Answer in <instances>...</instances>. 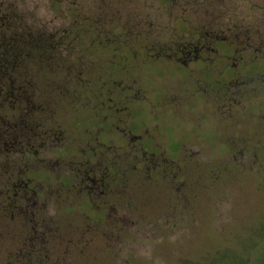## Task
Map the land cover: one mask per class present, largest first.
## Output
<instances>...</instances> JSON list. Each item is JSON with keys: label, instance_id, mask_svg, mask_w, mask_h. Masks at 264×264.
Instances as JSON below:
<instances>
[{"label": "rangeland", "instance_id": "1", "mask_svg": "<svg viewBox=\"0 0 264 264\" xmlns=\"http://www.w3.org/2000/svg\"><path fill=\"white\" fill-rule=\"evenodd\" d=\"M252 9L253 26L264 31V0H225L188 13L191 25L202 27ZM166 10L160 0H0L1 20H13L12 32L53 43L51 52L29 56L27 64L38 70L33 80L43 101L53 102L45 127L64 129L71 138L100 128L99 118L95 126L88 123L96 113L86 98L101 97L108 89L97 84L102 79L96 69L120 64L132 67L125 80L133 89L122 128L141 119L144 128L161 131L158 140L168 143L165 151L156 147L147 152L148 158L160 160L157 169L155 159L122 151L108 179L113 193L99 198L69 184L74 181L69 154L58 148L40 153L41 160L33 154L25 159L22 150L13 153V161H20H14L18 171L30 182L26 196L33 197L36 210L22 208L21 219L15 212L5 214L0 264H22L29 258L33 264L35 257L36 264H264V134H250L246 105V112L234 109L231 115L216 106L213 95L228 92V82L219 88L201 82L203 71L193 68L184 77L171 56L155 58L143 47L153 39L139 43L135 32L161 39L172 21L184 24L187 19L179 7L170 8L171 19ZM182 26L175 24V33L187 29ZM1 29L7 30L5 23ZM117 33L129 51L124 60L114 53L117 41L107 37ZM139 67L153 70L134 72ZM92 78L89 93L86 85ZM186 78L192 83H185ZM141 89L142 99L136 101ZM7 114L2 116L11 120L14 114ZM202 128L216 135L201 136ZM177 138L186 144L182 150ZM251 139L257 149L244 150L240 144ZM231 144L239 147L230 149ZM97 158H91V166L99 167ZM33 219L36 228L30 224ZM34 234L36 244L30 240Z\"/></svg>", "mask_w": 264, "mask_h": 264}, {"label": "flooded vegetation", "instance_id": "2", "mask_svg": "<svg viewBox=\"0 0 264 264\" xmlns=\"http://www.w3.org/2000/svg\"><path fill=\"white\" fill-rule=\"evenodd\" d=\"M223 1L225 0H160L162 7L168 9L166 13L169 19H171L170 8L171 12L176 7L183 10V13L187 16L184 24L182 23L183 21L174 23L172 21L171 27L167 25V30L163 33L164 37L161 39L148 38L144 30L143 32L139 30L134 35L140 44L142 40L153 39L152 44L143 43V47L156 53L157 57L155 58H160L159 56L162 55L171 56L180 65L178 69H183L184 77L191 76L188 71L193 68L192 70L203 71V80L199 77L201 82L217 84V88H219L220 84H227L228 82V92L213 95L216 106L222 109L223 114L231 115L234 109H241L246 112L247 110L244 108L246 105L248 108L247 112L250 115L247 116L251 125L250 134L254 132L264 134V31H259L253 26V9L246 11L245 16L243 13L239 17H233L228 21L222 22L221 18H219V20L214 19L211 25L202 27L191 25L194 22L193 17L188 13L191 12V8L206 9L221 4ZM259 10H256V12L261 13ZM182 16L186 18L184 15ZM175 24L183 25L182 27L187 25V29L175 33ZM118 34L121 33L116 35L108 34L107 37H109V40L117 41L114 43V53L121 55L124 60L126 53H129V51L126 50L125 44L122 43L123 41H120L121 36ZM165 39L167 41H163ZM192 65L195 67H191ZM7 67H13V65L9 63ZM131 68L118 64L117 67H100V69H96L102 79L101 81L98 80L97 84L100 85L102 83L103 88L108 87L106 90L108 93L106 95V92H103L101 97L96 98L89 96L86 98V102L87 107L93 113H96L92 115L94 118H90L88 123L91 126H95L97 124L94 120L99 118L101 120V123L98 122L101 124L100 128L93 129L90 127L87 132L76 134L77 137L71 138V135H68L66 130H57L51 127L43 133L44 137L42 139H37L36 144L30 139L26 142L27 150H33L40 160L43 159L42 153L52 151L51 149L54 147L58 148L61 154H69L68 159L70 161L67 166L71 167L70 173L74 179V181L71 179L69 184L80 187V190L98 198L101 195L108 196L113 193L108 179L111 178L112 170L117 166L122 151L127 149L133 152L135 156L138 153H143L144 155H142L148 158L147 155L150 154L147 152H149L150 148L155 149L157 147L158 150L168 149V143H161L158 140L162 132H158L157 129L151 130L149 127L144 128L141 119H137L138 122L132 125L128 124V126L130 125L128 129L122 128V125L126 124L125 116L129 114L126 112L130 108L129 104L132 98H130L129 94L133 89L131 86L127 87L125 80L127 78L125 73H130ZM144 68H136L134 72L153 70L151 67ZM197 71H193L196 77L199 75ZM188 79L186 78L185 83L191 84L192 82L189 83ZM94 83L95 80L93 78L87 81V91L89 93ZM111 93H116V95H111ZM143 93L142 89L140 93L137 90L133 99L139 101V99H142ZM0 97H2V91L0 92ZM2 98L4 99V97ZM6 98L4 100L8 101L9 98ZM149 104L153 103L150 102ZM156 119H158L157 116L153 117L151 123ZM77 120L79 121V118ZM76 129L78 128L76 127ZM199 134L204 137L216 135H212V132L210 133V130L206 128L200 129ZM176 142L180 145V150L186 146L178 138ZM251 142L247 144L244 142L240 145L244 146V150H256L257 145L253 144L252 139ZM227 147L237 149L239 146L231 144V146ZM36 148H42L41 152L35 150ZM76 151L81 152L84 156H79ZM93 157H98V166L100 168L90 165V160ZM152 158L155 159L153 155ZM152 158L149 157L148 159ZM59 161H61V158H59ZM155 161L157 165L154 168L157 169L156 167L160 165L158 164L160 160L155 159ZM41 164H43V161H41ZM64 183L68 184L67 181ZM26 185L28 188L27 193L29 194L30 187H28V183Z\"/></svg>", "mask_w": 264, "mask_h": 264}, {"label": "trees", "instance_id": "3", "mask_svg": "<svg viewBox=\"0 0 264 264\" xmlns=\"http://www.w3.org/2000/svg\"><path fill=\"white\" fill-rule=\"evenodd\" d=\"M3 16L5 15L0 17V92L2 91L4 99L6 97L9 99L5 101L0 97V160H4L1 164L2 167L0 166V224L2 219L6 218V213L15 212L21 219V217L23 218L21 214L22 208L32 211L36 210V204L32 201L33 197L26 196L28 195L26 183L30 187V182L27 181L25 173L18 171L15 162L19 160L13 161V153L22 150V156L24 155L25 159L30 158L32 154L36 155L33 150H27L26 142L30 139L36 144L37 139H42L44 137L43 133L51 128V126L47 125L45 127L43 124L44 119L45 124L47 122L49 105L53 103L51 101H43L41 88L33 80L38 74V72L35 74L38 70L35 71L32 67H27L29 56L41 55L42 52H51L53 43L49 42L50 39L34 38L31 34H22L18 30H13L12 32L10 23L13 20H9L6 17L2 21L1 18ZM3 23L7 27L4 33H2L1 29ZM8 31L9 36H7ZM9 63L13 67H7ZM113 66L117 67L118 65L107 64V67ZM41 72L45 74V71ZM59 91L60 89L57 88V94H60ZM7 112H9V115L14 114L11 120L2 116V113L8 115ZM36 134H38L36 137H32ZM1 148H4L5 151ZM38 151L41 152V149L38 148ZM22 156L18 159H22ZM25 163L28 168L29 163ZM1 184H5L6 188L1 187ZM30 224L35 227L34 219L30 221ZM32 239H34L32 242L36 244L39 237L34 234V236L30 237V240ZM27 246H31V243L28 245V240ZM37 259L38 257H35L33 264L38 263ZM24 263L30 264V258Z\"/></svg>", "mask_w": 264, "mask_h": 264}]
</instances>
